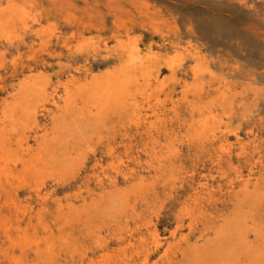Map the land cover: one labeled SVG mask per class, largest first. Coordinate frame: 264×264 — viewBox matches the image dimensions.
I'll use <instances>...</instances> for the list:
<instances>
[{
	"label": "rangeland",
	"instance_id": "obj_1",
	"mask_svg": "<svg viewBox=\"0 0 264 264\" xmlns=\"http://www.w3.org/2000/svg\"><path fill=\"white\" fill-rule=\"evenodd\" d=\"M18 2L25 26L0 55V113L12 104L23 116L14 98L22 74L47 82L0 159V264H264V198L236 193L264 156V0ZM129 41L160 57L171 94L160 108L139 98L136 122L80 120L81 104L62 100L65 83L117 66ZM193 69L211 74L199 81L203 98L228 97L219 113L229 132L214 145L166 147L191 118L172 108ZM165 129L171 136L155 143ZM152 159L167 168L148 167ZM140 174L144 202L123 211L115 189L128 192Z\"/></svg>",
	"mask_w": 264,
	"mask_h": 264
},
{
	"label": "bare ground",
	"instance_id": "obj_2",
	"mask_svg": "<svg viewBox=\"0 0 264 264\" xmlns=\"http://www.w3.org/2000/svg\"><path fill=\"white\" fill-rule=\"evenodd\" d=\"M23 10L18 0L0 1V45H2L0 55L2 51H5L4 46L8 48L15 47L18 43L20 38L19 30H23L22 25L25 26ZM119 45L120 59L117 66L100 74H87L84 77L72 76L71 80L65 83L64 86L62 100L66 104L65 107L68 109L72 108V105L77 107L81 104L80 120L91 121L97 127L99 126V128H102L108 122H113V120L129 118L131 116L136 122L140 120L139 114L135 111L137 110L135 108H137L139 98H150L151 102L156 103L155 106H159L160 108L162 103L161 96L166 97L171 94L164 85L170 80L165 79L161 83V66L163 61L160 60L157 54L150 51L149 53L142 52L139 45L134 41L121 42ZM84 48L82 45L81 48L77 49V52L84 51ZM168 67L169 71L173 73V65H168ZM30 72L21 75L22 79L17 85L14 94L15 101H20L17 107L23 105L20 109L23 116H19V111L13 110L12 104H6L0 113V159L2 160L13 151L11 144L21 129V122L28 124L31 117H33L34 108L31 112L27 108L28 104L34 99L36 94H43L45 91V84L47 82L45 76L29 75ZM204 74H210V72L207 69H193V83H184L185 81L182 80L177 82L174 92L175 94L177 92L178 97L175 102L176 105L172 108L174 111L173 116L174 118H180L182 109H186L187 113H190L191 118L184 120V123H182L185 134L181 136L177 135L166 147H177L176 142H210L214 145L221 138V135L229 132L228 130L225 131L227 123L223 119L222 113H219V110L223 109V106L227 104L228 97L221 95L220 97L203 98L204 96L200 94L198 87L199 81ZM158 86L160 87V91ZM154 91H156V97L153 96ZM231 116L232 114L227 117ZM17 117H20L19 120L21 122L18 123ZM156 117L154 126L159 124L162 128L161 121L158 122V118L160 117L158 115ZM131 121L127 120V124ZM6 125L9 129H7ZM145 126L149 127V131L152 128L150 124H146ZM171 134L172 132L165 129L164 132H158V137L153 140L155 143H158L162 135L171 136ZM101 137L97 136L100 140ZM221 149L225 150V148ZM221 161L222 159L218 158L217 162L219 164H222ZM256 162L258 163L257 171H254L255 168L252 167L246 178H243V176L239 177L240 182L243 183V187L237 190L236 193L240 194L242 200L246 202H256L264 198V156L259 157ZM166 164V160L153 161L148 164V167H156L155 169L161 172L167 168ZM135 179L138 180L137 183L132 184L133 186L129 187L128 192L124 189H115V194H120L122 199L126 200L123 211L126 208L135 207L139 201L144 202V190L147 189L145 177L140 174ZM131 196L135 198V205H131L129 202ZM106 230L108 231V229Z\"/></svg>",
	"mask_w": 264,
	"mask_h": 264
}]
</instances>
